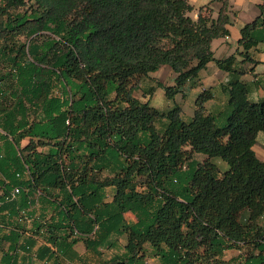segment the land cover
I'll return each instance as SVG.
<instances>
[{
	"label": "trees",
	"instance_id": "16d2710c",
	"mask_svg": "<svg viewBox=\"0 0 264 264\" xmlns=\"http://www.w3.org/2000/svg\"><path fill=\"white\" fill-rule=\"evenodd\" d=\"M194 10L187 0H0V264H264V160L253 150L264 100L249 99L234 54L211 50L229 34V0ZM259 43L264 0L240 28L242 61ZM210 61L229 76L222 121L205 111L211 87L188 120L179 105L133 94L168 65L166 96L184 95Z\"/></svg>",
	"mask_w": 264,
	"mask_h": 264
},
{
	"label": "crops",
	"instance_id": "0c3cea01",
	"mask_svg": "<svg viewBox=\"0 0 264 264\" xmlns=\"http://www.w3.org/2000/svg\"><path fill=\"white\" fill-rule=\"evenodd\" d=\"M189 4H191L195 10L192 11L189 15L192 16L193 18L196 17L197 13H196V9H198L200 6L205 5L209 2V0H187ZM261 0H259L260 2ZM230 4H231V12H232V7L234 8V5H237L238 8L243 9L244 8V4L248 3L249 0H229ZM255 4L257 5L259 2H257V0H254ZM213 8H214V12L213 15H216V11L218 9V4L217 3H213ZM231 12H230V20H231ZM257 15V9L256 10H250L249 11V15L247 16V18H245V20L247 19V21H242L244 24L247 22H250L251 20H253L255 18V16ZM236 23V21H235ZM233 22L231 21L230 24L228 25V29H229V34L225 37H218L212 40V42L214 40H218L217 43H215L214 48L212 47V42H211V50L213 52V55L215 58L217 59H222V58H226L229 55L233 54V52L235 51V56H236V66L237 67H242L243 69V74L240 76L241 79L247 84L248 88H249V99L251 101H262L264 100V43H259L255 49H252L250 51V55H251V60L248 61H242V57L240 56L239 50L241 49L240 47L236 46V49L234 50V48L231 45V41H232V31H234L233 27H238V23L235 25L233 24ZM242 24V23H241ZM243 24V25H244ZM240 25V28L243 26ZM240 28H239V33L236 37V40L238 41V38L240 36ZM234 50V51H233ZM211 74L213 76H219L218 80H216L215 82H213V79L211 78ZM228 74L225 73L223 70L219 69L217 67V65H215L214 63H207V65L201 69L198 73V76L196 79L191 80L187 86L186 89L184 91V95L182 96H189L190 97V101L186 104L189 107V112L186 110V108L181 107L182 110V117L185 120L190 119V117L193 115V111H194V103L192 102L193 97H195L197 95V93L201 90V88H206V87H211L213 92H214V96L212 99L208 100L205 102L204 107H205V111L207 113H213L215 115L218 116V119L220 121H222L224 119V116L227 114L228 112V106H227V96L225 93H223V91L221 90V83H224L225 81H227L228 79ZM200 84V85H197ZM153 93V92H152ZM150 98V95H147ZM185 105V106H186ZM169 109V108H168ZM162 110V109H160ZM167 110V109H165ZM193 110V111H192ZM259 134V133H258ZM257 134V138H256V143L253 145V150L257 156L258 159L260 160H264V136H260ZM26 143V140H23L21 142L22 145H24ZM195 158L198 160H202L204 158V156L202 155H195ZM215 161V158L213 159ZM217 163V162H216ZM221 163V166H225L224 162H218L217 165L219 167ZM224 163V164H222ZM224 168V167H223ZM227 168V167H226ZM225 168V169H226ZM220 169V168H219ZM221 171L224 169H220ZM110 189L107 190V192L109 193ZM130 219H133L132 216L129 217ZM29 227V223H26V228ZM125 240L124 238H120L119 242H117V244L115 245V247H112L111 249H105L104 251V257L108 258L110 257V255H112V253L114 252H120L122 251V245L124 244ZM40 244V241L37 242L36 246L34 247V249ZM9 249V242L8 241H4L0 244V261H1V257H2V253L4 250H8ZM73 249L77 252L78 255H83L86 252L85 246L83 244L82 241H78L77 243H75L73 245ZM104 250V248H103ZM228 251V250H226ZM225 251V252H226ZM224 252V253H225ZM19 255L21 254L20 252H18ZM154 260H149V262H153ZM33 264H50V262H44L42 260H35L34 259V263ZM65 264H73L72 262L69 263H65Z\"/></svg>",
	"mask_w": 264,
	"mask_h": 264
},
{
	"label": "rangeland",
	"instance_id": "374dc122",
	"mask_svg": "<svg viewBox=\"0 0 264 264\" xmlns=\"http://www.w3.org/2000/svg\"><path fill=\"white\" fill-rule=\"evenodd\" d=\"M257 2H259V0H257ZM251 9L252 10L257 9V5L255 4L254 0H249L248 3L244 4L243 9H240L238 8L237 5H234V8L232 7V12H231V21L233 22V24L236 25L238 23V27L240 28V25L244 24L242 21H247V19L245 20V18H247V16L249 15V11ZM239 28H237L236 26L233 27L234 31H232V35H231L232 41L230 43L232 47L234 48V50L236 49V46H238V41L236 40V37L239 33ZM217 42L218 40H214L212 42L213 48L215 46V43ZM235 51L233 52V54H235ZM209 63L211 64L214 63L216 65L215 61H210ZM175 76H176V73L168 65H162L157 70L149 73L148 76L141 78L139 82H137L138 88L134 90L133 94L135 97L139 98L142 101L148 100L150 105L158 109L165 110L168 108H172L174 105H179V106H182L183 108H186V110L189 112L190 110L188 108L189 106L186 105L190 101V97L188 95L185 97V96H182V93H178V94L173 95L172 97H167L165 94L166 87L174 84ZM218 77L219 76H213L211 74V78L213 79V82L218 80ZM133 82L135 83V80H133ZM197 85H200V84H197ZM152 86H154V91L150 95V98H149L145 94L144 89L148 87H152ZM195 98L196 96L193 97L192 99L193 103L195 101ZM258 135L264 136V132H259ZM1 142L2 140L0 139V143ZM215 162L218 163V162H224V161L221 160L220 158H215ZM224 165L225 166H221V163H220L219 168L225 169L227 165L226 163ZM127 216L130 217L131 215H127ZM237 254H238L237 250H228L224 253V259L229 260L230 258L235 257Z\"/></svg>",
	"mask_w": 264,
	"mask_h": 264
},
{
	"label": "built area",
	"instance_id": "2783aa9c",
	"mask_svg": "<svg viewBox=\"0 0 264 264\" xmlns=\"http://www.w3.org/2000/svg\"><path fill=\"white\" fill-rule=\"evenodd\" d=\"M0 134H4V131L2 130L1 125H0ZM16 176L19 177V173H17ZM19 192H20V186L15 185V186H13L12 190L9 192L8 196L14 197ZM1 194H2V192L0 190V197H1Z\"/></svg>",
	"mask_w": 264,
	"mask_h": 264
}]
</instances>
